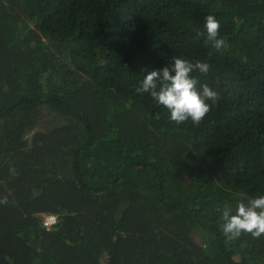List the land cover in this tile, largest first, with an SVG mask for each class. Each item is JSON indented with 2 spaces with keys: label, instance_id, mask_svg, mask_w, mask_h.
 <instances>
[{
  "label": "trees",
  "instance_id": "16d2710c",
  "mask_svg": "<svg viewBox=\"0 0 264 264\" xmlns=\"http://www.w3.org/2000/svg\"><path fill=\"white\" fill-rule=\"evenodd\" d=\"M173 56L211 66L199 126L135 91ZM50 111L66 120L36 129ZM5 195L0 264H264V235L220 227L264 195V0H0Z\"/></svg>",
  "mask_w": 264,
  "mask_h": 264
},
{
  "label": "clouds",
  "instance_id": "9594fccd",
  "mask_svg": "<svg viewBox=\"0 0 264 264\" xmlns=\"http://www.w3.org/2000/svg\"><path fill=\"white\" fill-rule=\"evenodd\" d=\"M206 30L205 46L211 45L216 50L227 47V41L221 37V22L212 14L205 17ZM202 35V33H198ZM173 63L162 68L147 71L140 85L135 91L138 94H149L156 103L167 109L170 119L176 124H183L191 120L199 126L210 113L213 106L218 105L220 94L209 84H200L194 73L208 74L210 64L200 60L192 61L183 56H173ZM156 113V118H160ZM10 174L18 175L14 167ZM8 196L0 198V204H7ZM223 223L220 225L222 233L229 239H236L242 233L250 234L259 239L264 235V195L251 198L244 203L238 202L235 213L225 202L222 210Z\"/></svg>",
  "mask_w": 264,
  "mask_h": 264
},
{
  "label": "rangeland",
  "instance_id": "374dc122",
  "mask_svg": "<svg viewBox=\"0 0 264 264\" xmlns=\"http://www.w3.org/2000/svg\"><path fill=\"white\" fill-rule=\"evenodd\" d=\"M64 120H66V117L59 115L55 111H53V112L50 111V113H48V116H45V117L40 119V121L36 125V129L49 130L50 128H52L55 125H58L60 122H62ZM30 134H28V135H30ZM193 235L197 241H199V242L202 241L203 237H202V234L200 232H195ZM105 257H106V254L102 256L103 259Z\"/></svg>",
  "mask_w": 264,
  "mask_h": 264
},
{
  "label": "built area",
  "instance_id": "2783aa9c",
  "mask_svg": "<svg viewBox=\"0 0 264 264\" xmlns=\"http://www.w3.org/2000/svg\"><path fill=\"white\" fill-rule=\"evenodd\" d=\"M42 218L44 225L48 228H50L57 222V215L51 212L43 213Z\"/></svg>",
  "mask_w": 264,
  "mask_h": 264
}]
</instances>
